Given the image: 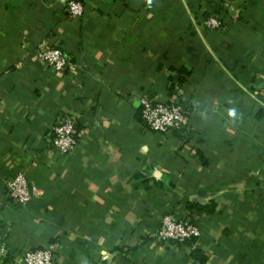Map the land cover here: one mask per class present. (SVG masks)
<instances>
[{
    "label": "crops",
    "instance_id": "1",
    "mask_svg": "<svg viewBox=\"0 0 264 264\" xmlns=\"http://www.w3.org/2000/svg\"><path fill=\"white\" fill-rule=\"evenodd\" d=\"M66 1L0 0V264L49 245L55 264H264V0H78L73 18ZM40 44L74 72L37 62ZM144 92L186 100L185 129H146ZM65 114L66 155L49 143ZM19 173L22 205L4 186ZM164 214L200 236L154 240Z\"/></svg>",
    "mask_w": 264,
    "mask_h": 264
},
{
    "label": "built area",
    "instance_id": "2",
    "mask_svg": "<svg viewBox=\"0 0 264 264\" xmlns=\"http://www.w3.org/2000/svg\"><path fill=\"white\" fill-rule=\"evenodd\" d=\"M84 12V5L78 0H67L64 3V13L68 18L79 17ZM207 29L221 28L222 21L215 14L204 19ZM34 58L42 66L61 74L67 70L74 72V67L64 52L47 44H40ZM139 113L142 125L157 133L165 134L170 131L182 132L187 124L189 110L186 100L173 97L166 102L158 100L148 93L140 94L138 98ZM264 106V103H262ZM77 117L74 114H65L59 117L51 127L49 134L50 147L62 154L72 153L77 145ZM6 194L14 204H25L31 199L33 189L23 173L17 174L5 182ZM200 236L198 224L190 219H177L171 214H164L160 218L159 228L151 237L158 242H172L183 244L192 242ZM54 245L25 252L18 260L24 264H55ZM8 248L0 245V256H5Z\"/></svg>",
    "mask_w": 264,
    "mask_h": 264
},
{
    "label": "trees",
    "instance_id": "3",
    "mask_svg": "<svg viewBox=\"0 0 264 264\" xmlns=\"http://www.w3.org/2000/svg\"><path fill=\"white\" fill-rule=\"evenodd\" d=\"M188 209L191 210V212H201L202 210H206V211L208 210L207 207L199 206V205H196L195 203L189 204Z\"/></svg>",
    "mask_w": 264,
    "mask_h": 264
}]
</instances>
